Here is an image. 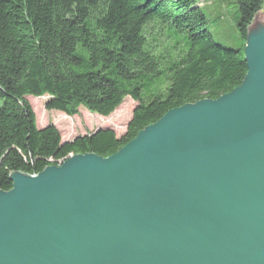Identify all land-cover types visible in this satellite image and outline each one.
Segmentation results:
<instances>
[{"label": "water", "instance_id": "95a60500", "mask_svg": "<svg viewBox=\"0 0 264 264\" xmlns=\"http://www.w3.org/2000/svg\"><path fill=\"white\" fill-rule=\"evenodd\" d=\"M241 83L168 110L115 153L0 190V264H264V7Z\"/></svg>", "mask_w": 264, "mask_h": 264}, {"label": "trees", "instance_id": "16d2710c", "mask_svg": "<svg viewBox=\"0 0 264 264\" xmlns=\"http://www.w3.org/2000/svg\"><path fill=\"white\" fill-rule=\"evenodd\" d=\"M239 49L214 41L195 0H0V190L73 154L107 157L168 110L216 99L243 80V47L264 0H235ZM68 116H107L130 97L125 132L100 128L62 141L37 127L26 96Z\"/></svg>", "mask_w": 264, "mask_h": 264}, {"label": "rangeland", "instance_id": "374dc122", "mask_svg": "<svg viewBox=\"0 0 264 264\" xmlns=\"http://www.w3.org/2000/svg\"><path fill=\"white\" fill-rule=\"evenodd\" d=\"M195 1L206 17L214 41L227 48L239 49L243 43L237 30L239 13L235 0ZM25 98L34 111L37 127L55 125L62 141H70L78 135L92 133L100 128H110L119 137L125 132L132 110L137 104L130 97H125L123 102L107 116L93 113L84 106L78 107L77 114L68 116L60 111L47 109L45 107L47 95Z\"/></svg>", "mask_w": 264, "mask_h": 264}]
</instances>
